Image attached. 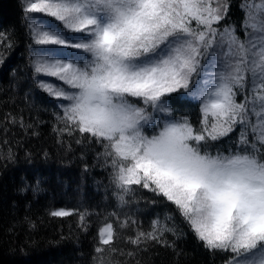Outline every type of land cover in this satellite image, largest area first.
<instances>
[{
	"label": "snow or ice",
	"instance_id": "6c2138e0",
	"mask_svg": "<svg viewBox=\"0 0 264 264\" xmlns=\"http://www.w3.org/2000/svg\"><path fill=\"white\" fill-rule=\"evenodd\" d=\"M21 4L28 70L62 109L56 114L59 127L53 129L57 142L63 144L66 136L77 145L97 146L98 163L108 171L121 204L141 190L151 192L153 203H166L205 251L252 255L226 264H264V27L256 39L248 31L256 27V9L264 25V5L243 0L237 5L243 13L237 24L230 18L232 0ZM33 13L58 24L45 26ZM14 36V29L0 32V65L4 52L15 46ZM52 46L75 50L79 59L56 58ZM210 58L222 70L198 87ZM183 95L199 102L201 118L195 123L172 107ZM233 136L237 139L227 154L212 151ZM109 220L98 229L94 251L130 258L120 264H133L138 253L156 247L175 252L181 238L174 226L159 220L150 230L131 219ZM114 229L118 235L126 232V243L122 237L119 241L124 247L110 243Z\"/></svg>",
	"mask_w": 264,
	"mask_h": 264
},
{
	"label": "trees",
	"instance_id": "16d2710c",
	"mask_svg": "<svg viewBox=\"0 0 264 264\" xmlns=\"http://www.w3.org/2000/svg\"><path fill=\"white\" fill-rule=\"evenodd\" d=\"M242 2L232 0L230 18L237 24L243 15L237 5ZM249 2L264 4V0ZM21 7V0H0V32L15 30V46L4 52L5 63L0 65V141H6L0 143V264H103L106 260L120 264L121 259L130 258L94 251L98 229L108 217V222L117 217L121 223L134 220L145 230L159 220L181 234L175 252L156 247L138 253L133 264H225L230 253H213L198 246L166 203L158 199L153 203L151 192L141 190L126 196L130 203L121 204L108 171L98 163L97 146L87 141L77 145L66 136L63 144L57 142L53 129L59 127L56 114L62 109L38 88L28 70L29 37ZM65 35L70 34L65 31ZM172 107L178 115L187 113L193 123L201 118L199 103L187 95L177 97ZM236 139L224 140L212 151L227 154ZM57 210L70 215L52 217L50 213ZM114 236L111 244H119L121 237L127 241L124 230L118 235L114 229ZM131 248L135 246L124 251Z\"/></svg>",
	"mask_w": 264,
	"mask_h": 264
},
{
	"label": "rangeland",
	"instance_id": "374dc122",
	"mask_svg": "<svg viewBox=\"0 0 264 264\" xmlns=\"http://www.w3.org/2000/svg\"><path fill=\"white\" fill-rule=\"evenodd\" d=\"M260 5H264V4H260ZM260 12H261L260 9L256 10V15H257V20L255 21L256 27L255 28L251 27L252 28V33H255V36L253 37L254 39H256V37L259 36L260 29L262 27H264V25H262L260 23V19H259ZM30 15L35 16L37 18V22L43 23V24H45V26H48V27L53 26L54 23L58 24V22H54L53 18H51V17L48 18V17L44 16V14H42V13H33V14H30ZM251 23H252V21H250V24ZM61 28H62V26H61ZM257 45H259V40L258 39H257ZM224 51L227 52V49L225 48ZM52 54L56 58H59V59H74V58L75 59H79V56H80V53L76 52L75 50L68 51V50L62 49V48H60L58 46H52ZM220 70H222V68L217 66L216 60H213V59L210 58L208 63L205 65L204 75H202V77H201V84H199L197 86L198 87L203 86V80L204 79H214V76L212 74L217 72V71H220ZM250 75H251V73H249V76ZM44 79H46L48 81H54L55 80V78H50V77H44ZM50 98H52L53 100H55L57 102L56 98H54V97H50ZM193 101H196V100L193 99ZM153 126H155V121H154ZM230 254H231V259L234 257L237 262H239L241 260H244V259H251L252 258V255L248 254V253H241L240 256H235V254H232V253H230Z\"/></svg>",
	"mask_w": 264,
	"mask_h": 264
}]
</instances>
